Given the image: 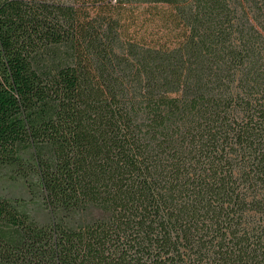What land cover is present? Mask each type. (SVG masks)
<instances>
[{
	"label": "trees",
	"instance_id": "16d2710c",
	"mask_svg": "<svg viewBox=\"0 0 264 264\" xmlns=\"http://www.w3.org/2000/svg\"><path fill=\"white\" fill-rule=\"evenodd\" d=\"M0 264H264V0H0Z\"/></svg>",
	"mask_w": 264,
	"mask_h": 264
},
{
	"label": "rangeland",
	"instance_id": "374dc122",
	"mask_svg": "<svg viewBox=\"0 0 264 264\" xmlns=\"http://www.w3.org/2000/svg\"><path fill=\"white\" fill-rule=\"evenodd\" d=\"M28 190L23 179L15 178L8 169H0V197H7L25 201L27 211L37 220L44 221L47 217L46 210L39 200Z\"/></svg>",
	"mask_w": 264,
	"mask_h": 264
}]
</instances>
